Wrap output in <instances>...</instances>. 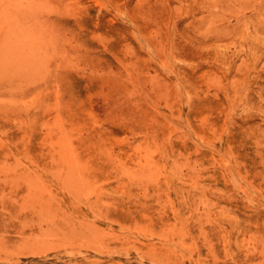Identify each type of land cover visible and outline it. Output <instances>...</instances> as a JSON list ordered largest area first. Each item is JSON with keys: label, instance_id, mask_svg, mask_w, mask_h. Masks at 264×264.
Segmentation results:
<instances>
[{"label": "rangeland", "instance_id": "374dc122", "mask_svg": "<svg viewBox=\"0 0 264 264\" xmlns=\"http://www.w3.org/2000/svg\"><path fill=\"white\" fill-rule=\"evenodd\" d=\"M0 264H264V0H0Z\"/></svg>", "mask_w": 264, "mask_h": 264}]
</instances>
